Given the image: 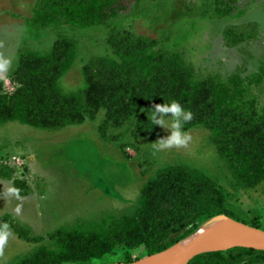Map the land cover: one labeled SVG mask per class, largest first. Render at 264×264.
<instances>
[{"label":"trees","instance_id":"obj_1","mask_svg":"<svg viewBox=\"0 0 264 264\" xmlns=\"http://www.w3.org/2000/svg\"><path fill=\"white\" fill-rule=\"evenodd\" d=\"M37 0L26 22L35 29L108 27V43L114 56H93L83 66L84 86L66 92L60 80L76 58L75 41L60 36L45 50H20L12 72L16 86L7 90L0 77V125L17 121L41 129H60L96 120L101 138L118 141L136 131L156 129L150 119L156 104L179 102L192 113L184 125H199L210 131V140L225 161L237 184L252 189L264 181V108L252 89L264 83V67L246 78L233 73L197 76L182 54L156 49L158 41L137 33L132 26L114 25L117 19L140 6L141 0ZM238 0H214L219 18L232 13ZM232 29H234L232 27ZM227 44L239 42L231 30L224 32ZM111 130V131H110ZM0 178L12 180L15 193L21 180L13 168L0 161ZM214 181L187 164L159 168L142 186L138 206L131 215L107 213L101 221H77L46 235L30 237L29 230L12 225L10 215L0 216V227L12 225L19 237L44 242L8 264L87 263L112 253L116 247H143L144 256L161 252L192 235L208 219L230 215ZM142 258L126 255L121 261ZM188 264H264V250L234 246L194 257Z\"/></svg>","mask_w":264,"mask_h":264},{"label":"rangeland","instance_id":"obj_2","mask_svg":"<svg viewBox=\"0 0 264 264\" xmlns=\"http://www.w3.org/2000/svg\"><path fill=\"white\" fill-rule=\"evenodd\" d=\"M36 3L0 0V62L8 61L7 67L0 69V77L6 89L13 90L16 81L12 72L20 50H45L60 36H66L75 41L76 58L60 83L66 92L78 90L84 86L82 68L91 57L114 56L108 43L109 28L65 25L35 29L26 18L32 16ZM129 24L137 33L156 39V49L180 52L197 76L213 74L225 79L240 73L248 78L264 67V0H238L224 18L216 15L214 0H141L138 8L114 23ZM227 29L239 37V42L227 44ZM252 92L264 108V83ZM104 117L105 110H101L96 120L60 129H41L17 121L1 124L0 161L13 168V177L21 180L19 190L24 195L15 193L12 180L0 178V216L10 215L12 225L24 232L28 229L32 237L70 227L77 221L98 222L111 212L131 215L143 184L159 168L187 164L213 179L230 216L264 230V181L252 189L238 185L207 128H183L191 137L187 147L157 150L155 142L170 130L156 125L153 131H136L135 135L110 142L103 140L98 130ZM12 225L0 249V264L50 243L22 239ZM128 254L144 257L143 247L129 250L118 246L87 263L63 264L110 263Z\"/></svg>","mask_w":264,"mask_h":264},{"label":"water","instance_id":"obj_3","mask_svg":"<svg viewBox=\"0 0 264 264\" xmlns=\"http://www.w3.org/2000/svg\"><path fill=\"white\" fill-rule=\"evenodd\" d=\"M236 231L242 233L251 244L235 243L224 248H213L221 240ZM188 237H192L191 244L176 260L163 257V254L174 246V244L161 252L144 256L133 262H110L102 264H188L194 257L202 253L227 250L234 246L253 247L264 250L263 229L239 221L226 213L214 215L204 222L195 233Z\"/></svg>","mask_w":264,"mask_h":264},{"label":"clouds","instance_id":"obj_4","mask_svg":"<svg viewBox=\"0 0 264 264\" xmlns=\"http://www.w3.org/2000/svg\"><path fill=\"white\" fill-rule=\"evenodd\" d=\"M7 60L0 62V69L6 68ZM170 113V116L165 114ZM193 118L190 110H186L177 101L169 103L156 104L151 110L150 119L152 125H159L164 129L170 130V134L165 138L159 139L155 142L157 150H165L171 148L187 147L191 137L183 130L184 125ZM19 211V209H17ZM8 225L5 224L0 227V249L6 243L8 237Z\"/></svg>","mask_w":264,"mask_h":264},{"label":"bare ground","instance_id":"obj_5","mask_svg":"<svg viewBox=\"0 0 264 264\" xmlns=\"http://www.w3.org/2000/svg\"><path fill=\"white\" fill-rule=\"evenodd\" d=\"M192 237H187L180 241L179 243L175 244L171 248L163 254V257H166L171 260H176L180 257V255L189 247L191 244ZM235 243H243L245 245L251 244L247 238L240 232L236 231L221 240L217 245L213 248H224L228 245H232Z\"/></svg>","mask_w":264,"mask_h":264},{"label":"crops","instance_id":"obj_6","mask_svg":"<svg viewBox=\"0 0 264 264\" xmlns=\"http://www.w3.org/2000/svg\"><path fill=\"white\" fill-rule=\"evenodd\" d=\"M20 197H22V196H20Z\"/></svg>","mask_w":264,"mask_h":264}]
</instances>
